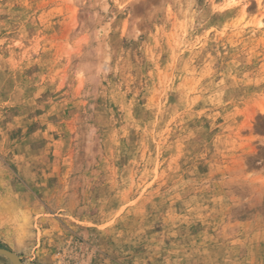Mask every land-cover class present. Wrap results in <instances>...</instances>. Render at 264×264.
Masks as SVG:
<instances>
[{"label": "rangeland", "instance_id": "1", "mask_svg": "<svg viewBox=\"0 0 264 264\" xmlns=\"http://www.w3.org/2000/svg\"><path fill=\"white\" fill-rule=\"evenodd\" d=\"M0 249L264 264V0H0Z\"/></svg>", "mask_w": 264, "mask_h": 264}, {"label": "water", "instance_id": "2", "mask_svg": "<svg viewBox=\"0 0 264 264\" xmlns=\"http://www.w3.org/2000/svg\"><path fill=\"white\" fill-rule=\"evenodd\" d=\"M1 253H4L14 264H21L16 255L6 249H0Z\"/></svg>", "mask_w": 264, "mask_h": 264}]
</instances>
